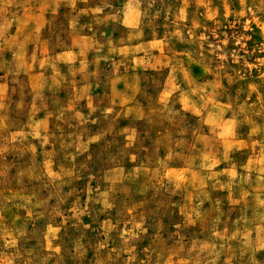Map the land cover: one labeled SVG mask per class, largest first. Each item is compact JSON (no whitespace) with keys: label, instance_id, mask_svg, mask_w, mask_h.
<instances>
[{"label":"rangeland","instance_id":"374dc122","mask_svg":"<svg viewBox=\"0 0 264 264\" xmlns=\"http://www.w3.org/2000/svg\"><path fill=\"white\" fill-rule=\"evenodd\" d=\"M0 264H264V0H0Z\"/></svg>","mask_w":264,"mask_h":264}]
</instances>
